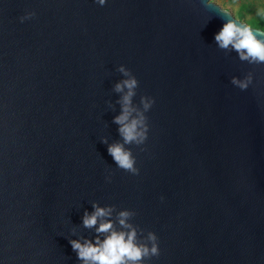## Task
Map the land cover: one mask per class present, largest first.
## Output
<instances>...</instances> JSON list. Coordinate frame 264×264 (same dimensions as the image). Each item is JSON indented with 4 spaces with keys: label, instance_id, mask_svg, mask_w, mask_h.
Segmentation results:
<instances>
[{
    "label": "water",
    "instance_id": "1",
    "mask_svg": "<svg viewBox=\"0 0 264 264\" xmlns=\"http://www.w3.org/2000/svg\"><path fill=\"white\" fill-rule=\"evenodd\" d=\"M221 24L201 0H0V264H79L93 200L156 234L145 264H264V64L218 49ZM119 64L154 98L135 175L100 139Z\"/></svg>",
    "mask_w": 264,
    "mask_h": 264
},
{
    "label": "clouds",
    "instance_id": "2",
    "mask_svg": "<svg viewBox=\"0 0 264 264\" xmlns=\"http://www.w3.org/2000/svg\"><path fill=\"white\" fill-rule=\"evenodd\" d=\"M95 2L103 6L106 0ZM201 3L205 8L214 9L222 20L221 26L213 33L218 49L226 53L235 52L239 60L248 64H264V25L241 20L222 7L218 0H201ZM34 15L33 11H25L19 20L23 22ZM256 16L264 20V6L257 8ZM116 71L121 76L112 87L113 91L119 93V111L112 121L117 126L119 139L111 142L104 136L100 139L115 167L135 175L139 169L129 145H143L145 142L149 128L145 114L154 103V98L140 95L137 104L134 101L138 87L136 76L124 64L117 65ZM252 80L251 72L230 78L231 84L241 90L247 89ZM107 103L111 107V103ZM105 179L110 180V176ZM133 215L134 211L129 208L117 209L114 204L102 205L96 200L91 201V211L84 209L81 225L91 229L94 235L67 237L79 264H145L146 258L157 256L159 247L156 234L148 230L145 235H139L144 230L131 221Z\"/></svg>",
    "mask_w": 264,
    "mask_h": 264
},
{
    "label": "trees",
    "instance_id": "3",
    "mask_svg": "<svg viewBox=\"0 0 264 264\" xmlns=\"http://www.w3.org/2000/svg\"><path fill=\"white\" fill-rule=\"evenodd\" d=\"M222 1L223 3L239 1V6L234 12L235 15H237L240 19H244L246 22H254L264 25V20H261L258 16H256L257 9H254L252 0H222ZM246 15H249V17L245 18Z\"/></svg>",
    "mask_w": 264,
    "mask_h": 264
},
{
    "label": "rangeland",
    "instance_id": "4",
    "mask_svg": "<svg viewBox=\"0 0 264 264\" xmlns=\"http://www.w3.org/2000/svg\"><path fill=\"white\" fill-rule=\"evenodd\" d=\"M218 2L220 5H222L226 9L230 10L233 14H234L235 10L237 9V7L239 6V1L223 3L222 0H218ZM252 3L254 6V9H257V8L262 7L264 5V0H252ZM234 16H237V15L234 14ZM248 17H249V15L245 16V18H248ZM241 20H244V19H241Z\"/></svg>",
    "mask_w": 264,
    "mask_h": 264
}]
</instances>
